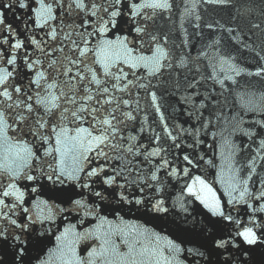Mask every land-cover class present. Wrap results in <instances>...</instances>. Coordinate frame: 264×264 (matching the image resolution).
Segmentation results:
<instances>
[{"label": "water", "instance_id": "obj_1", "mask_svg": "<svg viewBox=\"0 0 264 264\" xmlns=\"http://www.w3.org/2000/svg\"><path fill=\"white\" fill-rule=\"evenodd\" d=\"M23 2L20 8L16 0H0L12 5L0 8V79L12 73L0 84L12 96H0V188L11 184L8 191L23 193L14 214L0 219V229L8 230L0 264H264V237L254 245L237 238L239 247L210 253L209 237L227 238L239 226L184 191L192 185L241 223L255 216L264 224V198L257 199L264 193V73L256 75L264 68V0H168L167 9L147 7L153 0H122L115 26L102 32L98 18L109 19L102 11L92 17L68 8L71 0L63 9L46 0L53 8L45 22L38 0ZM17 42L19 49L12 47ZM105 117L111 128L102 125ZM103 128L109 138L100 145ZM41 173L61 175L64 183ZM113 175L112 185L104 183ZM149 197L163 199L168 212L151 210ZM12 219L27 221L28 230L15 229ZM17 235L26 241L22 257Z\"/></svg>", "mask_w": 264, "mask_h": 264}, {"label": "snow or ice", "instance_id": "obj_2", "mask_svg": "<svg viewBox=\"0 0 264 264\" xmlns=\"http://www.w3.org/2000/svg\"><path fill=\"white\" fill-rule=\"evenodd\" d=\"M38 2L43 6L40 9V14L41 16H43L45 18V22L47 21V15L51 13L52 8H53V3L56 5L57 8L59 9H63L65 3L67 2V0H53V3H46V0H38ZM209 2H213V3H219V4H226L228 2V0H209ZM16 3H18L20 8H24L26 7V5L24 4L23 0H16ZM122 3V0H114L113 3L108 4L107 0H103V3L100 2V0H71V3L67 4L68 8H73V6L75 7V9H79L81 12L84 11L85 9H87L92 17H96L97 16V11H102L104 13V15H107L109 17L108 21H104L103 17H99L97 20V23L100 25H103L102 27H99L97 29V31H104L105 28L108 25L111 26H115V17L120 15V11L117 8V5H120ZM107 5V6H105ZM12 5L11 4H0V8H10ZM147 7H151L154 9H167L170 7V4L168 2V0H153V3L146 5ZM130 8L134 9L135 7H137V5L132 4L129 6ZM133 15H135V12L133 11L132 13ZM4 21L2 19V13H0V24H3ZM82 23L86 24L87 21H82ZM9 28L11 27L10 25L8 26ZM209 27H211V25H209ZM137 32L142 31L143 29L137 27L135 29ZM231 31V30H229ZM153 39H155V37H153ZM33 43H35V41H33ZM75 43V42H73ZM84 44H87V40L83 41ZM12 47L19 49L22 47V44L20 42H17L16 44H14ZM79 49V46H77ZM80 56L83 57L85 55V53L88 51L87 48H83L80 49ZM15 62V57H11V58H7L6 59V63L11 65ZM80 61L78 60H73L71 61V63L76 64L79 63ZM36 63H39V61H37ZM55 63V62H53ZM28 69H32L34 67L33 63H29L27 65ZM264 73V68H258L256 75H260ZM237 75L240 74L239 71H237L236 73ZM12 73L11 72H7V74L0 79V84H6V81L9 79V77H11ZM37 76L39 77H43V73L42 72H38ZM71 79H75V77H72ZM35 81H33L34 83ZM97 83H99L97 81ZM53 85H49V87H52ZM13 91L16 93H20L22 91L20 86H13ZM108 89L104 88L103 92L107 93ZM38 94V93H37ZM151 98L153 103H155L156 101V94L150 93ZM0 96H3L7 99H12L11 94L9 93V91L7 90V87H5V90L3 92H0ZM33 98L31 95H27L26 100L27 101H31ZM20 103H23L25 105V108L27 109V111L29 113H32L34 111V106L31 103H26L24 100L19 101ZM43 101H37V104L42 103ZM71 103H74L75 101H70ZM2 103V102H0ZM110 103V101H109ZM124 103H127V101H124ZM9 107H11V105H9ZM98 109L93 108L92 111L95 112ZM157 111H159V108L157 106ZM73 116H76L77 114L75 112L72 113ZM111 115V114H110ZM3 118V111L0 110V119ZM112 119H115V116L113 115L111 117ZM95 119V118H94ZM36 123L39 125V127H44L43 124H40V122L37 120ZM102 125H107L109 128H111V120L108 117H105L102 121ZM100 131V137H98L99 139V144L103 145L105 144V142L108 140V128H103L102 130H98ZM112 131L114 132L115 129L113 128ZM171 135V134H170ZM43 139H47V137H44ZM175 139V138H173ZM99 147V145H98ZM176 147H179V145H176ZM129 152L132 151L131 148L128 149ZM100 155H106V153H104L102 150L99 152ZM151 155H158V152H153L151 153ZM183 159L185 161H187L189 164L192 163V161L189 159V157L187 155H185L183 157ZM163 165L167 166L168 165V161H163ZM104 169L101 167L100 169H92L90 170L87 175L89 177L92 176H97L99 174V172H102ZM185 173H187V170H185ZM41 175H44L46 177V179L48 181L53 182L54 184H63L64 180L61 178V175H47L46 173H41ZM70 178V177H69ZM25 179L27 181H36L37 177L34 175H27L25 177ZM117 179L116 175L113 176H109L104 183L108 184V185H112ZM152 180H156L157 177L155 174H153L151 176ZM196 181H198L202 186L204 185V181L200 180L199 177L195 178ZM12 185L9 184L7 186V188H11ZM80 187L83 188H87L89 187L88 184H81ZM121 187H124L123 185H121ZM149 187H151L149 185ZM7 188H0V219H8L9 216V212H12L14 214V210L17 208V202H23V193H20L19 195H17L16 192H12V191H8ZM33 192L36 191V188H32L31 189ZM141 193L143 192V187H140L138 189ZM54 195L55 196H68L69 201H71V195L68 194L65 190L63 189H54ZM158 191V190H156ZM184 191H186L190 196H195L196 199L201 200L202 203H204L205 207L209 208V210L213 213V215H218L220 216L224 221L229 222V224H234V225H238L239 227H237L235 229L234 233H229L227 238H216L215 235L209 237V242L210 244L214 245V248H210L209 252L211 253L212 251H217L220 249H226V245L227 246H231V247H239L238 245L234 244V241L239 238L244 244H248V245H254L257 244L259 241H261L262 237H264V224L258 223L255 216H250L248 218V221L246 223H241V220L239 219H234L233 216L231 214H225V212L221 209L220 203L219 201L215 200L214 198L212 199L211 202L208 201L207 198H201L200 196H198L196 194V189L192 186V185H185ZM210 191V190H209ZM95 195L97 197L101 196L100 192H96ZM244 194L241 193V196H243ZM11 197H15L14 201H7L4 198H11ZM264 198V193H261L260 197H257V199H261ZM121 199H127L126 196L121 195ZM135 199V198H134ZM155 199L156 202L153 204L151 203V200ZM73 203L79 205L81 203L80 200H76V201H72ZM148 206L151 210L156 211V212H160V213H167L168 209L163 207L162 205L164 204V200L163 199H156L155 197H149L148 198ZM135 203L136 204H141V203H145L144 200L142 199H135ZM229 204L232 203V201L228 202ZM181 207H183V205H181ZM262 211H264V207L261 208ZM28 211V209L24 208L23 212L26 214ZM31 218L29 217L28 220H30ZM11 225L14 226L15 229H20V231L26 232L29 228V223L26 221L23 224H18L17 221L15 219H12L10 221ZM249 224H251L252 226H248ZM260 228L261 232L258 235L256 229ZM8 230L7 229H0V240L3 241H7L8 236L6 235V232ZM203 232V229L201 230ZM12 239L14 241H19L18 245H17V252H18V256L22 257L24 252H25V243L26 241H21V238L19 235L12 237ZM31 241H27V243H30ZM201 247H204V245H201ZM188 252L190 255H193L194 257L199 256L201 258L204 257V253L203 252H199V250L194 251L193 249H188ZM224 264H229L228 261H224Z\"/></svg>", "mask_w": 264, "mask_h": 264}]
</instances>
